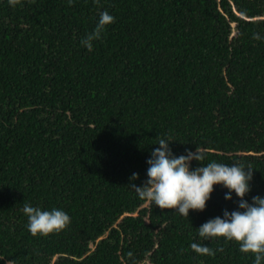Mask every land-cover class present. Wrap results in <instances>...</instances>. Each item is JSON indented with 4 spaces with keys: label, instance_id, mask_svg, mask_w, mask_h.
Wrapping results in <instances>:
<instances>
[{
    "label": "trees",
    "instance_id": "16d2710c",
    "mask_svg": "<svg viewBox=\"0 0 264 264\" xmlns=\"http://www.w3.org/2000/svg\"><path fill=\"white\" fill-rule=\"evenodd\" d=\"M161 137L202 152L190 167L242 162L244 198L264 195V0H0V264H252L197 234L236 206L222 186L184 217L127 185ZM26 202L69 222L33 235Z\"/></svg>",
    "mask_w": 264,
    "mask_h": 264
},
{
    "label": "clouds",
    "instance_id": "9594fccd",
    "mask_svg": "<svg viewBox=\"0 0 264 264\" xmlns=\"http://www.w3.org/2000/svg\"><path fill=\"white\" fill-rule=\"evenodd\" d=\"M71 0H69V3ZM114 17L107 10L99 12L91 32L81 39V44L88 49L92 41L100 37L105 26L112 23ZM167 137L157 139L146 157L144 180L134 183L138 174L133 171L129 176L128 186L137 197L159 207L171 209L184 217L189 210H203L209 199L213 185L226 189L224 200L236 197V206L229 210L223 208L220 215H215L197 228V234L203 239L223 237L237 243L243 253L252 255V264L264 262V195H252L250 200L245 194L250 191L252 169L242 162L222 163L209 161L206 164L190 167V161H201V151L185 149L184 153L174 155ZM22 212L26 216V228L33 234L45 235L63 229L69 222L68 213L59 207L41 209L38 205L24 203ZM189 247L195 253L211 256L214 250L207 244L191 241Z\"/></svg>",
    "mask_w": 264,
    "mask_h": 264
}]
</instances>
